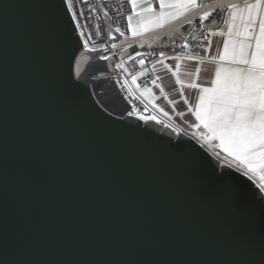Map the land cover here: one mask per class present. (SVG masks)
<instances>
[{
  "label": "water",
  "instance_id": "obj_1",
  "mask_svg": "<svg viewBox=\"0 0 264 264\" xmlns=\"http://www.w3.org/2000/svg\"><path fill=\"white\" fill-rule=\"evenodd\" d=\"M245 1H201L215 9L206 52L227 4ZM61 2L0 0V264H264L255 174L199 132L126 114L101 50L81 47L71 79ZM190 28L117 35L113 48L124 61Z\"/></svg>",
  "mask_w": 264,
  "mask_h": 264
},
{
  "label": "snow or ice",
  "instance_id": "obj_2",
  "mask_svg": "<svg viewBox=\"0 0 264 264\" xmlns=\"http://www.w3.org/2000/svg\"><path fill=\"white\" fill-rule=\"evenodd\" d=\"M138 2L143 3L144 0H129L133 12L136 11ZM73 7L72 0H62L61 8L74 41V48L68 57V75L71 79L74 61L79 49L83 47L78 43L79 38L74 36L76 29L72 25V18L79 14V10L73 11L71 17L68 16L67 10ZM227 10V20H222L223 10L216 13L217 19H221L226 27L220 28L218 33H209L212 36H227L218 55L210 57V62L216 65L212 86L202 87L197 83L189 85L201 89L199 103L194 110L196 120L200 123L195 127L203 125L208 135L201 134L202 140H218L219 147L224 152L249 171L259 170L262 173L261 179H264V0L245 2L243 8L236 2L228 3ZM140 11L145 16L142 23L133 25V16L130 14L127 17V26L133 37L143 36L145 32L163 28L173 22L191 24L192 16L209 20L215 9L210 10L207 4L197 3V0H159L158 10L148 4ZM217 19H213L212 23H217ZM237 19L240 20L238 29ZM81 35L85 33L81 32ZM205 40L207 41V37ZM87 44L88 40H85L84 45ZM208 48H211L210 44ZM172 59L178 61L181 57ZM187 59L195 60L198 64L205 62L202 57L197 56H189ZM139 63L143 65L145 61L141 59ZM200 70L199 67L196 68L197 78ZM144 74L141 72L139 75ZM136 79L134 76L133 81ZM152 83L155 84L156 81L153 80ZM177 83H180L179 78ZM189 110L191 111V106ZM141 118L155 119L146 116ZM245 175H248L247 171ZM261 187L264 188V184Z\"/></svg>",
  "mask_w": 264,
  "mask_h": 264
},
{
  "label": "built area",
  "instance_id": "obj_3",
  "mask_svg": "<svg viewBox=\"0 0 264 264\" xmlns=\"http://www.w3.org/2000/svg\"><path fill=\"white\" fill-rule=\"evenodd\" d=\"M72 2L74 7L70 8L71 12L79 10V14L74 19L83 49L101 50L103 57H111L115 59L116 65H121V67H117V72L108 78L115 83L121 97L126 102L128 106L126 114L141 117L149 113L147 103L134 93L131 84L133 83V77L143 72L145 74L140 75L138 82L152 86L153 78L148 69L153 61L167 54L205 55V47L207 46L205 37L208 38L207 28L204 20L195 18L191 23L188 34L183 39L165 40V43L157 45L156 48L146 49L121 61L118 57L124 48L114 49L113 45L116 43L117 35H127V17L132 11L129 0H72ZM117 29H120V31L117 32ZM81 32L85 35H81ZM85 40H88L87 45H84ZM161 53H163V56ZM141 59L145 61L143 65L139 63Z\"/></svg>",
  "mask_w": 264,
  "mask_h": 264
},
{
  "label": "crops",
  "instance_id": "obj_4",
  "mask_svg": "<svg viewBox=\"0 0 264 264\" xmlns=\"http://www.w3.org/2000/svg\"><path fill=\"white\" fill-rule=\"evenodd\" d=\"M245 2H252V0ZM245 2L240 4L239 7L243 8ZM197 3H201V0H197ZM148 4H152L157 8V10L159 8V0H144L143 3L138 2L136 11L133 12L132 10L130 13L133 16V25H137L144 21L145 16L140 10L144 7H147ZM239 26L240 20L237 19V29ZM126 33L127 35L132 36L131 29H129L128 26ZM225 39H227L226 35L213 36L210 44L211 48L208 50V52H206V54L203 56H197L204 59L205 62L203 64H198L195 60L187 59L189 56L176 54H167L159 60H156V62H152L148 69V71L152 74L153 80L156 81L154 84L155 88H152L156 90L155 92L165 95V105L163 103L161 104L160 102L158 103L156 100L158 97L156 96V99H144L150 108V113L152 112L155 114L156 119L164 124L166 122L170 126L176 124L177 128L175 126L173 127L178 131H196L200 134L208 135L207 129H205L203 125H200V127H195V125L200 123L196 120L194 110L199 103L201 89L192 88L189 85L192 83H197L202 87L212 86L211 82L215 76L216 65L210 62V57L218 55L219 51L222 50ZM176 56L181 57V59L178 61L173 60L172 58ZM197 67L201 69L198 78L196 77ZM136 77L139 79L140 75ZM177 78H179L180 83H177ZM189 106H191V111L189 110ZM210 143L214 151L222 152L224 155L230 157L226 152H223L222 148L219 147L218 140H211ZM254 174L256 176L257 182L260 185L264 184V179H261L262 173L258 170L256 173L254 172Z\"/></svg>",
  "mask_w": 264,
  "mask_h": 264
},
{
  "label": "rangeland",
  "instance_id": "obj_5",
  "mask_svg": "<svg viewBox=\"0 0 264 264\" xmlns=\"http://www.w3.org/2000/svg\"><path fill=\"white\" fill-rule=\"evenodd\" d=\"M159 60V59H158ZM156 62V61H154ZM155 85L152 84V86H147L144 84H140L138 82V79H136L134 81V83L131 84V88L133 89L134 93L137 94L139 97H141L143 100L144 99H156V97H158V99H156L158 101V103L160 102L161 104L163 103L165 105V95H161V93L159 92H155L156 90L154 89ZM154 87V88H152ZM157 93V94H156ZM156 96V97H155ZM145 101V100H144ZM142 116H146V117H155V114H153L152 112L146 115H142ZM141 116V117H142ZM173 126H175L177 128L176 124H173ZM224 152V151H223ZM222 153V152H221ZM223 154V153H222ZM254 173V172H253ZM256 173V172H255Z\"/></svg>",
  "mask_w": 264,
  "mask_h": 264
},
{
  "label": "trees",
  "instance_id": "obj_6",
  "mask_svg": "<svg viewBox=\"0 0 264 264\" xmlns=\"http://www.w3.org/2000/svg\"><path fill=\"white\" fill-rule=\"evenodd\" d=\"M205 54H206V51H205ZM133 83H134V82H133ZM148 107H149V106H148ZM149 113H150V108H149ZM149 113H148V114H149ZM165 124H167V123L165 122Z\"/></svg>",
  "mask_w": 264,
  "mask_h": 264
}]
</instances>
